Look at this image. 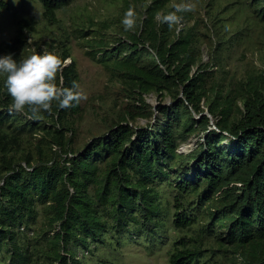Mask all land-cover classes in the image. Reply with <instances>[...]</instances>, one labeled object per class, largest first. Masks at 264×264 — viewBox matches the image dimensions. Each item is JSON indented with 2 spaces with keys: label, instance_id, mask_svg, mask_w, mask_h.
<instances>
[{
  "label": "trees",
  "instance_id": "trees-1",
  "mask_svg": "<svg viewBox=\"0 0 264 264\" xmlns=\"http://www.w3.org/2000/svg\"><path fill=\"white\" fill-rule=\"evenodd\" d=\"M40 1L45 18L56 23L59 9L75 0ZM168 1L153 0L140 29L95 52L137 101L83 146H77L78 126L70 118L81 113V100L68 108L54 101L52 111L35 115L27 106L10 111L6 74H0L5 264H35L40 257L49 264H83L78 251L104 244L111 231L161 241L168 215L180 231L169 250L171 264H204L214 244L242 255L236 264H264V72L218 76L197 54L193 27L177 31L156 19ZM250 3L264 20V0ZM9 7L0 0V8ZM28 29L34 19H20L15 36L0 42V54L26 57ZM61 46L55 52L67 61L64 85L80 86L76 61H68L69 47ZM150 94L159 97L157 105ZM193 135H200L196 148L179 150ZM162 183L174 188L172 208L164 203ZM42 213L45 227L35 239L28 230ZM49 234L46 250L32 243Z\"/></svg>",
  "mask_w": 264,
  "mask_h": 264
},
{
  "label": "rangeland",
  "instance_id": "rangeland-1",
  "mask_svg": "<svg viewBox=\"0 0 264 264\" xmlns=\"http://www.w3.org/2000/svg\"><path fill=\"white\" fill-rule=\"evenodd\" d=\"M9 8H0V42L13 38L17 31V23L22 18L34 19V29L30 32L26 56L33 51H49L60 49L64 43L68 45L71 57L75 59L80 72L79 90L82 111L71 120L76 119L77 146H83L93 136L105 132L115 118L131 108L136 102L135 91L113 70L105 66L95 56L100 48L117 43L120 38L140 29L146 17L147 8L153 0H75L58 11L56 23L48 21L43 14L40 0H7ZM181 0H169L161 12L174 11ZM194 8L178 13L181 20L174 25L181 28L193 27L198 36L197 54L201 61L210 65L221 78L246 77L253 71L264 72V20L259 16L255 5L250 0H192ZM132 7L136 13L134 29H126L122 23L126 10ZM90 31L89 33H86ZM149 102L157 105L159 97L147 95ZM140 117L139 122L145 123ZM200 135H193L184 142L179 150L189 151L196 148ZM30 139V138H29ZM37 141L32 137L30 141ZM164 203L172 202L174 188L162 183ZM42 208V207H40ZM166 218L165 239L148 241L145 237L121 236L109 232L108 241L93 243L90 249H80L78 256L83 264H171L169 250L173 237L180 234L172 223V216ZM34 229L28 234L36 239L38 229L45 227L44 213ZM182 233V232H181ZM51 235L47 238L32 240L44 250L49 247ZM213 244V243H211ZM207 255L204 264H236L242 261V255L232 252L223 253L218 245ZM35 264H49L46 258ZM0 255V264H5ZM6 259V258H5Z\"/></svg>",
  "mask_w": 264,
  "mask_h": 264
},
{
  "label": "clouds",
  "instance_id": "clouds-1",
  "mask_svg": "<svg viewBox=\"0 0 264 264\" xmlns=\"http://www.w3.org/2000/svg\"><path fill=\"white\" fill-rule=\"evenodd\" d=\"M19 3V0H16ZM174 11L166 13L157 11L156 19L166 22L169 27L176 25L181 16L178 13L194 8L192 0H181ZM126 29H134L136 24L135 9L129 7L122 19ZM67 63L55 51L45 48L43 51H33L30 55L17 59L12 52L0 54V74H6L4 85L12 97L10 111L24 112L26 106L35 115L42 110L52 111L53 102L61 108H68L79 103L82 91L78 90L76 81L72 86L64 85L63 67ZM59 84L57 83V75Z\"/></svg>",
  "mask_w": 264,
  "mask_h": 264
}]
</instances>
